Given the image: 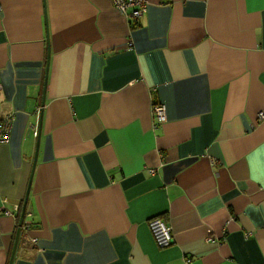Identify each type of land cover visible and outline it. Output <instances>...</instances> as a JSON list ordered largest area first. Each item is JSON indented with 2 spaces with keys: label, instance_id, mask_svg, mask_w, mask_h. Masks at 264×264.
<instances>
[{
  "label": "crops",
  "instance_id": "obj_1",
  "mask_svg": "<svg viewBox=\"0 0 264 264\" xmlns=\"http://www.w3.org/2000/svg\"><path fill=\"white\" fill-rule=\"evenodd\" d=\"M0 85V264H264V0H0Z\"/></svg>",
  "mask_w": 264,
  "mask_h": 264
},
{
  "label": "built area",
  "instance_id": "obj_2",
  "mask_svg": "<svg viewBox=\"0 0 264 264\" xmlns=\"http://www.w3.org/2000/svg\"><path fill=\"white\" fill-rule=\"evenodd\" d=\"M147 2L148 0H113L115 6L121 10L133 24L138 22L144 15ZM153 113L159 122L166 120V108L164 105H154ZM258 117L259 119H264V111H260ZM12 121V115L0 119V146L9 141ZM18 208L19 205H16V209ZM22 227H25V225L23 224ZM149 227L159 247L165 248L172 244V227L164 219L158 216L151 218L149 220ZM34 241H36L35 238Z\"/></svg>",
  "mask_w": 264,
  "mask_h": 264
},
{
  "label": "water",
  "instance_id": "obj_3",
  "mask_svg": "<svg viewBox=\"0 0 264 264\" xmlns=\"http://www.w3.org/2000/svg\"><path fill=\"white\" fill-rule=\"evenodd\" d=\"M41 119H42V111H41V114H40V122H41ZM35 162H36V160L34 161V164H35ZM28 196H29V188H28L26 196L24 198V203H23V208H22V212H21V217H20L19 224H18V231H17V235H16V241H15V245H14L11 257H10L9 264H13V260H14V256H15V248H16L17 241H18L20 233H21V228H22V224H23V221H24V216H25Z\"/></svg>",
  "mask_w": 264,
  "mask_h": 264
}]
</instances>
